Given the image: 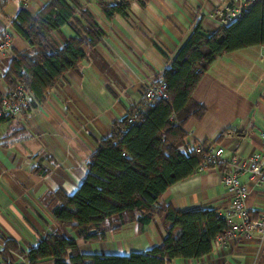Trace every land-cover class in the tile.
<instances>
[{"label": "crops", "instance_id": "1", "mask_svg": "<svg viewBox=\"0 0 264 264\" xmlns=\"http://www.w3.org/2000/svg\"><path fill=\"white\" fill-rule=\"evenodd\" d=\"M49 1L32 0L29 12L35 14ZM78 1L103 30V37L94 46L84 44L86 58L64 74L44 103L36 100L33 109L22 116L0 122V264H6L7 239L27 252L41 236L60 229L49 207L54 192L62 189L71 195L78 189L101 141L141 103L145 88L170 67L196 19L202 18L204 29L217 30L219 23L208 14L231 0H134L130 16L112 18L105 15L102 3L121 0ZM21 8V0H0V37ZM78 17L86 24L80 10ZM13 31L12 53L0 56V91L10 89L5 75L13 59L30 49ZM74 36L76 32L66 24L53 39L62 45ZM263 52L264 45L243 48L218 57L208 67L193 95L205 112L187 121L186 144L222 146L227 160L236 153L247 160L261 150ZM224 167L197 172L172 185L160 202L180 210L227 211L230 195L222 182ZM241 179L249 183V174H242ZM247 205L254 214L261 212L264 187L251 190ZM168 228L164 216L156 214L143 228L137 221H127L119 229L108 230L102 241L86 242L78 237L77 241L86 254L128 255L160 244ZM9 253V261L28 263L26 253L13 249ZM263 254L264 240L258 233L253 240H237L224 248L213 242L212 251L200 259H173L167 264H259Z\"/></svg>", "mask_w": 264, "mask_h": 264}, {"label": "trees", "instance_id": "2", "mask_svg": "<svg viewBox=\"0 0 264 264\" xmlns=\"http://www.w3.org/2000/svg\"><path fill=\"white\" fill-rule=\"evenodd\" d=\"M132 1L103 2L102 9L108 18L116 14L128 17ZM79 10L86 24L79 19ZM202 21L196 19L170 67L157 79L166 83L168 97L141 101L114 124L112 134L90 157L87 175L78 189L71 195L62 189L54 192L49 207L60 229L41 236L27 252L15 240L7 239L3 251L6 264H15L12 258L9 261L12 249L26 253L27 264L48 260L54 264H167L173 259H200L212 251L216 237L228 229L218 215L220 211L180 210L163 205L160 199L172 185L198 172L204 152L185 141L187 121L205 112V107L194 99V92L218 57L264 45V0L242 18L215 31L204 29ZM66 24L76 36L60 45L53 34ZM11 25L30 49L13 59L5 75L9 91L24 83L41 104L64 74L86 58L84 44L94 46L104 35L78 0H50L35 14L22 7ZM138 108L141 114L136 122L129 123ZM9 119L12 117L0 118V122ZM156 214L164 216L169 228L163 241L149 251L86 254L78 244L77 237L86 242L102 241L108 230L119 229L127 221H137L143 228ZM116 217L119 219L114 221ZM259 264H264V254Z\"/></svg>", "mask_w": 264, "mask_h": 264}, {"label": "built area", "instance_id": "3", "mask_svg": "<svg viewBox=\"0 0 264 264\" xmlns=\"http://www.w3.org/2000/svg\"><path fill=\"white\" fill-rule=\"evenodd\" d=\"M260 0H231L223 6H215L209 17L216 20L220 26L232 23L244 15ZM22 7L29 11L32 0H21ZM14 27L6 29L0 37V56H7L13 49ZM264 60V52H263ZM167 87L163 80L153 81L144 90L142 102L167 98ZM36 97L32 90L24 83H20L14 90L0 91V118H16L33 109ZM141 114L138 108L129 117L128 122L134 123ZM261 150L253 153L247 160L241 159L239 154H233L230 159L224 158L225 149L222 146L199 144L197 150L204 152L203 160L198 172L212 171L225 166L222 172V182L230 195V206L225 212H219L228 226L225 233L214 240L215 246L224 248L237 240H253L256 234H261L264 240V207L259 214L248 207L250 192L255 187H264V126L261 130ZM249 174V183L242 181V174Z\"/></svg>", "mask_w": 264, "mask_h": 264}]
</instances>
